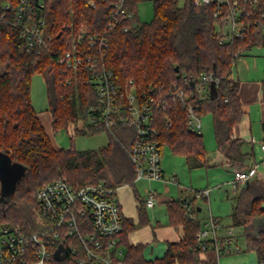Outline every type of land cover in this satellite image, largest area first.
<instances>
[{
	"label": "trees",
	"instance_id": "obj_1",
	"mask_svg": "<svg viewBox=\"0 0 264 264\" xmlns=\"http://www.w3.org/2000/svg\"><path fill=\"white\" fill-rule=\"evenodd\" d=\"M118 0H44L39 16L46 19V35L52 37L48 50L33 49L12 24L19 0H0V154L11 163L25 167L10 201L2 202L0 229L7 225L21 226L31 232L39 230L36 193L45 184L66 178L75 187L104 182L117 189L132 185L136 166L129 155L132 130L115 127L107 146L93 150L58 148L34 108L31 97L32 78L42 74L48 80V97L52 129L66 128L71 120L86 118L96 101L93 87L76 73L57 63L58 57L71 49L74 36L83 29L103 33L109 14ZM141 0H124L128 15H121L110 35L106 62L115 72L117 81L125 86L130 80L137 90L147 91L153 85L187 91L189 83L202 73L212 72L217 84V97L207 96L198 111L203 118L213 116L217 150L235 170L247 169L249 153L243 152L244 140L233 136L234 128L244 116L239 97V81L231 78L234 64L246 51L264 48L262 27L250 29L244 39L221 44L215 26L214 4L197 7L194 0H154L153 18L143 23L138 16ZM6 6L9 8L7 9ZM253 19L264 14V0H259ZM264 25V19L260 20ZM176 67L179 68L176 71ZM81 76V75H80ZM85 76V75H84ZM72 79V84L67 81ZM264 102V84H263ZM171 123V125H169ZM156 139L164 149L183 156L189 170L211 168L202 135L190 131L187 110L174 98L154 113ZM89 126L79 134L99 133ZM250 167V166H249ZM0 179V192H1ZM20 201L21 206L14 204ZM171 225L182 228L178 242H168L162 257L149 259L146 246L131 245L128 234L149 220L146 204L139 206V223L124 219L120 243L125 246L126 264H219L218 259L201 256L198 234L202 223L188 218L183 201L168 202ZM264 217V181L252 179L238 191L231 215L234 226L245 230L248 250L256 253L259 264L264 262V228L254 233L251 227ZM1 223H7L1 226ZM54 264H77L70 256Z\"/></svg>",
	"mask_w": 264,
	"mask_h": 264
},
{
	"label": "built area",
	"instance_id": "obj_2",
	"mask_svg": "<svg viewBox=\"0 0 264 264\" xmlns=\"http://www.w3.org/2000/svg\"><path fill=\"white\" fill-rule=\"evenodd\" d=\"M258 2L194 0L197 7L216 6L214 19L221 44L244 39L255 27H262L264 32V25L260 23L264 14L260 19L252 17L251 9L255 11ZM44 7V0H19L12 20L28 47L40 52L48 50V44L52 42V37L46 35V19L39 16L38 10ZM121 15L132 17L124 9V0L114 4L103 33L91 34L83 29L73 37L71 49L57 59L59 66L74 71L76 79L82 78L96 92V101L89 107L86 118L81 117L70 130L75 133L89 126L97 132L113 133L115 127L130 128L129 155L136 166V180L165 181L162 168L164 149L156 139L158 130L154 125V113L167 104L168 98L179 100L187 110L190 131L202 135L203 123L198 111L200 103L210 96L211 83H216V79L212 72L202 73L198 80L189 83V91L178 85L172 88L153 85L147 91H139L133 80L122 86L106 62L110 35ZM67 84L71 85L72 79ZM252 141L256 139L252 138ZM262 157L264 160V143ZM257 171V164L235 170V190L242 189L257 175ZM173 182H176L175 178ZM200 193L209 196L208 189ZM159 201L157 193L151 191L145 204L147 208H153ZM36 204L39 230L31 232L11 225L0 229V264H54L60 245L66 249L65 260L72 256L77 264H126V248L120 243L125 217L117 199V189L104 182L75 187L66 178H58L37 191ZM220 227L219 219L210 217L206 226L201 228L198 240L202 254L209 251L216 255L240 251L233 231L229 229L220 236Z\"/></svg>",
	"mask_w": 264,
	"mask_h": 264
},
{
	"label": "rangeland",
	"instance_id": "obj_3",
	"mask_svg": "<svg viewBox=\"0 0 264 264\" xmlns=\"http://www.w3.org/2000/svg\"><path fill=\"white\" fill-rule=\"evenodd\" d=\"M153 3L154 0H141L138 4V16L141 22L149 23L153 18ZM231 78L233 80H238L242 84L248 83H262L264 82V48L262 47H254L247 53H243L238 59L236 64L233 66ZM31 97L34 108L41 116H46V125L48 128V132L52 137L54 143L59 148L70 149L76 148L77 150H93L105 147L109 143V134L106 132H99L96 134L82 135L79 134L81 131L73 132L70 130L73 124L77 123V121L81 118L79 117L76 120H71L66 128H63L57 132L53 131L52 124L48 123V118L52 116L50 111V102L48 97V80L42 74H35L32 78V86H31ZM252 113L253 116H256V119H253L254 135L261 137V128H260V115L261 110L258 109L260 106L258 103H252ZM258 118V119H257ZM203 128H202V137L206 147L207 152L215 157L216 155V140L214 136L213 129V116L211 114L205 115L202 118ZM86 130V129H85ZM92 130V129H88ZM256 139V138H255ZM169 147H165L164 151L166 154H169ZM171 151V150H170ZM171 156L174 157L173 162H171V177L172 175H176L180 182L182 193L179 192L178 187L175 185H168L165 187L162 183H152L151 190L153 192H157L158 194L166 197L167 199H171L174 197L175 199H179V197L191 198V203L185 201L183 202L186 208H188V212L191 210H197L201 208L202 211L198 213L199 221L202 223V227L206 226V223L210 219V217L222 218V226L219 228V235H225L227 230H232L234 235L236 236L237 245L239 246L240 251L232 254H219L208 257L207 253H213V251H209L207 253H203L202 257L205 259H217L219 264H259L258 257L255 252L248 250L245 230L242 227H237L233 225L232 218H230V214L232 212V205L230 200L227 198V191L230 192V187L227 185L222 186V191L218 193L219 196H216L217 192L211 196L210 202H206L203 199H194V192L190 189L200 190L205 189L207 186L215 187L218 184H223L230 175H228L224 170H208V169H196L193 172H189L190 170L185 164L184 158L180 155H175L171 151ZM148 184L145 183H137L136 188L138 189L140 195L142 197L146 196V188ZM192 192V193H191ZM216 194V195H215ZM172 201V200H171ZM1 192H0V218L2 215V206H1ZM189 203V204H188ZM17 206H21L20 201L16 200L14 202ZM188 204V205H186ZM167 202L158 203L157 206L153 209H148V217L150 220L149 227L141 228L137 234H139V238L146 236L148 232L151 230V224L155 225L157 221L161 223V225H169V217H168V207ZM190 209V210H189ZM191 213V212H190ZM7 223H1V226ZM16 226V225H11ZM182 231V228H180ZM223 233H222V232ZM152 232V230H151ZM2 243V237L0 236V245ZM145 244V243H143ZM166 249V243H156L151 246H148L145 250V256L149 259H153L156 257H161L164 254Z\"/></svg>",
	"mask_w": 264,
	"mask_h": 264
},
{
	"label": "crops",
	"instance_id": "obj_4",
	"mask_svg": "<svg viewBox=\"0 0 264 264\" xmlns=\"http://www.w3.org/2000/svg\"><path fill=\"white\" fill-rule=\"evenodd\" d=\"M249 51L250 50L246 51L245 53H247ZM263 84H264V82H262V83H248V82H246L245 84H242L239 81V85H240L239 97H240L242 105H243L244 116L242 118V121L235 126L233 136L235 138L242 139L245 142L243 145V152L250 154L249 157L244 162V164L247 166V168L249 166H251L252 164L258 165L257 175L253 179L258 178V179L264 181V160L262 157V143H264ZM254 102L258 103V105L260 106V108L258 110L259 111L261 110V115H260V117H261L260 118L261 137H258L256 135H254V133H253V128H254L253 119H256V116H253L251 105ZM39 117L41 118V121H42L43 125L45 126V128L48 132V128L46 125L47 117L41 116L40 114H39ZM48 123L52 124V116L50 118H48ZM252 138H256V141L253 142ZM214 156L215 157L211 156L208 153L209 162L211 165V168H209L208 170L210 171V170L222 169L228 175H230L228 180H226L223 184L216 185L215 187L210 188L209 186H207V188H205V189L209 190V196H207V197L201 195V193H200L202 190H205V189H200V190L190 189V190H192V192H194V199H203L206 202H210L211 196L214 193V191L217 192L216 193L217 195L216 194L215 195L219 196L218 193H220L222 191L221 190L222 186L223 185L229 186L230 192L227 191L228 192L227 198L230 200L231 205H232V212L230 214V218H231V215L234 211L235 199H236V196H237L238 191H239V190H235L234 185H233L234 171L236 168L231 167L228 164V160L225 158V156L220 154L218 152V150H216V155H214ZM173 160H174V157L171 156V151L169 150V154H166L164 151L163 159H162V168L164 171L165 181H149L146 179L136 180V178H135L132 185H123V186L117 188V199L121 205L125 220L126 219L131 220L135 224L139 223V220H140V217H139L140 202L141 201L145 202L149 192L152 191L151 190L152 188L150 186L152 183H162L163 185H165V187H168V185L172 184V185H175L178 187V190L180 193L183 192L181 190L182 188L180 187V182H179L178 178L176 177V175L174 174V175H172L174 177H171V162H173ZM184 161H185V164L187 166L185 158H184ZM193 171L194 170H190L189 172L191 173ZM173 178L176 179V182H173ZM140 182L148 184V186L146 188L147 193H146L145 197H142L140 195L138 189L136 188V184L140 183ZM157 196L159 197V200H160L158 202L159 204L164 203V202H167V204H168V202L171 200H179V201H183V202L187 201V202L191 203V205H192V200H193V199L191 200V198L188 199L185 197H179V199H175L174 197H171V199H167L166 197H164L158 193H157ZM157 204L153 208H155L157 206ZM153 208H147L146 207V210H145L146 213L148 212L147 211L148 209H153ZM201 211H202V209L198 208L197 210H195V209L191 210L190 211L191 213H190V212H188V208H187V212L189 213L191 218L193 217V218L199 219L198 213ZM146 215H147V218L149 220L148 213ZM218 219H219V222L221 225L222 224V218H220L218 216ZM148 224H150V220L146 225L140 226L128 234V241L131 245H139V244L145 243L143 245H145L147 248L148 246L156 244L157 242L158 243L163 242V243H166V245H167L168 242H178L182 238L183 232L179 228L174 227L173 225H171V223L169 225H161V223L159 221H157L155 225L151 224L152 232L150 230V232L146 233L147 234L146 236L139 238V234H137L138 231H140L141 228H144L146 226L149 227ZM263 228H264V217L255 221L251 227V230L254 233H258ZM164 253H165V251H164ZM202 255L203 254H201V256ZM206 256L212 257V256H214V252L213 253H207ZM156 258H158V257H156ZM153 259H155V258H153Z\"/></svg>",
	"mask_w": 264,
	"mask_h": 264
},
{
	"label": "water",
	"instance_id": "obj_5",
	"mask_svg": "<svg viewBox=\"0 0 264 264\" xmlns=\"http://www.w3.org/2000/svg\"><path fill=\"white\" fill-rule=\"evenodd\" d=\"M179 68L176 67V71H178ZM218 91H217V85L213 81L211 83V92L210 96L212 99H215L217 97ZM25 173V167L19 164L11 163L8 158L3 157L0 154V179L2 182L1 185V201L2 202H8L11 200L14 191L15 186L18 181V179L23 176ZM188 218H191L190 215H188ZM67 258V252L63 245H60L55 253V259L59 262L65 260Z\"/></svg>",
	"mask_w": 264,
	"mask_h": 264
}]
</instances>
